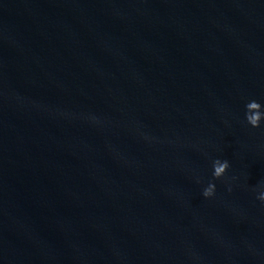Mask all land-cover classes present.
Segmentation results:
<instances>
[{"label":"water","instance_id":"95a60500","mask_svg":"<svg viewBox=\"0 0 264 264\" xmlns=\"http://www.w3.org/2000/svg\"><path fill=\"white\" fill-rule=\"evenodd\" d=\"M250 102L264 0H0V264H264Z\"/></svg>","mask_w":264,"mask_h":264},{"label":"clouds","instance_id":"9594fccd","mask_svg":"<svg viewBox=\"0 0 264 264\" xmlns=\"http://www.w3.org/2000/svg\"><path fill=\"white\" fill-rule=\"evenodd\" d=\"M254 103L250 102L247 104L246 120L253 127L261 126L264 122V109L262 107H253ZM229 168V162L227 160L217 159L216 164L213 168V176L215 178L223 177L226 170ZM216 191V184L209 183L202 192L205 198L212 197ZM256 198L264 202V190L258 191Z\"/></svg>","mask_w":264,"mask_h":264}]
</instances>
